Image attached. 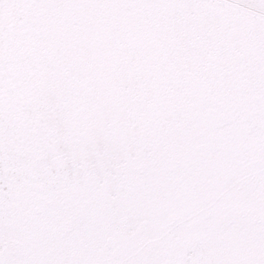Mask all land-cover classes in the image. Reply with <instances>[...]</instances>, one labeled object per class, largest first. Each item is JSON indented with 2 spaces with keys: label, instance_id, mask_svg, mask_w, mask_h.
Returning a JSON list of instances; mask_svg holds the SVG:
<instances>
[{
  "label": "snow or ice",
  "instance_id": "obj_1",
  "mask_svg": "<svg viewBox=\"0 0 264 264\" xmlns=\"http://www.w3.org/2000/svg\"><path fill=\"white\" fill-rule=\"evenodd\" d=\"M0 264H264V0H0Z\"/></svg>",
  "mask_w": 264,
  "mask_h": 264
}]
</instances>
